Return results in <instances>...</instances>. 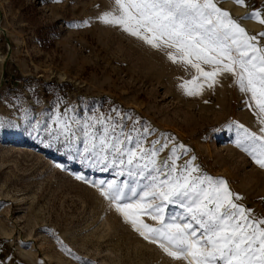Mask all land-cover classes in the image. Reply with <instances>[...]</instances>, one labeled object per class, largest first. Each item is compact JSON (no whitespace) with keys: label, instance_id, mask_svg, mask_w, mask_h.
Returning <instances> with one entry per match:
<instances>
[{"label":"rangeland","instance_id":"1","mask_svg":"<svg viewBox=\"0 0 264 264\" xmlns=\"http://www.w3.org/2000/svg\"><path fill=\"white\" fill-rule=\"evenodd\" d=\"M216 2L250 34L264 32L246 18L264 11V0ZM114 10V0H0V264H186L144 240L101 195L100 181L126 179L117 169L89 167L62 144L45 146L44 126L56 127L57 114L130 113L153 130L148 144L165 134L185 145L180 163L194 155L264 218V168L237 146L243 128L264 135L249 96L230 74L213 88L200 78L202 94L187 95L180 85L195 69L170 60L174 50L100 20Z\"/></svg>","mask_w":264,"mask_h":264},{"label":"snow or ice","instance_id":"2","mask_svg":"<svg viewBox=\"0 0 264 264\" xmlns=\"http://www.w3.org/2000/svg\"><path fill=\"white\" fill-rule=\"evenodd\" d=\"M236 3L248 6L246 0ZM114 4V11L100 16L103 23L122 28L154 49L174 50L167 53L170 60L195 69L197 75L180 85L187 95L202 94L205 84L198 83L200 78L213 88L220 76L230 74L264 125V32L250 34L216 0H114ZM246 18L264 25V11H253ZM113 113L87 120L57 114L52 121L56 127L44 126L49 138L45 146L62 144L89 167L117 169L116 174L126 179L106 186L100 181L96 186L101 195L144 240L174 260L264 264V218L239 203L242 197L225 179L204 173L194 155L180 163L190 152L185 145L165 134L148 144L154 134L149 126H141L130 113L115 109ZM3 128L5 122L0 120ZM39 128L37 124L34 131ZM237 146L264 168V135L243 128ZM166 150L169 155L161 160ZM170 206L182 211L170 212Z\"/></svg>","mask_w":264,"mask_h":264}]
</instances>
